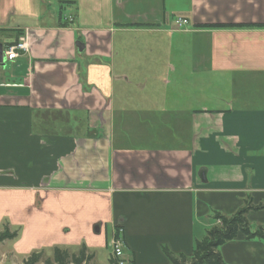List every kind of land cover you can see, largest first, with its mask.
Segmentation results:
<instances>
[{"label":"crops","instance_id":"crops-1","mask_svg":"<svg viewBox=\"0 0 264 264\" xmlns=\"http://www.w3.org/2000/svg\"><path fill=\"white\" fill-rule=\"evenodd\" d=\"M68 1L0 0L3 50L27 47L0 66V231L95 256L118 228L127 261L168 264L214 211L264 203V0ZM219 251L264 264L259 239Z\"/></svg>","mask_w":264,"mask_h":264},{"label":"trees","instance_id":"trees-1","mask_svg":"<svg viewBox=\"0 0 264 264\" xmlns=\"http://www.w3.org/2000/svg\"><path fill=\"white\" fill-rule=\"evenodd\" d=\"M84 73H80V80L83 84ZM85 89V87H84ZM264 209V204H253L250 196H246L243 204L230 215H224L217 211L212 213L213 225L208 228L201 239L195 240L192 251L189 255H174L165 250L168 264H227L219 251L224 243L234 240L238 237L244 239H259L264 242V225H253L247 219V213L250 210ZM118 232V228L116 229ZM118 233H116V236ZM17 236V231H10L7 226L0 231V242L11 240ZM43 251H33L29 254L24 264H36ZM88 251L85 245H81L78 252L70 253L67 249L54 247L52 249V262L55 264H88L91 256L87 255ZM92 254V253H91ZM47 259L46 264H52ZM109 264H117V260L112 257L108 259ZM133 264L132 262H128Z\"/></svg>","mask_w":264,"mask_h":264},{"label":"rangeland","instance_id":"rangeland-1","mask_svg":"<svg viewBox=\"0 0 264 264\" xmlns=\"http://www.w3.org/2000/svg\"><path fill=\"white\" fill-rule=\"evenodd\" d=\"M45 1H48L49 6L53 8L54 10H56V12L60 11L62 14V17L64 18L67 17L69 13L68 7L70 6V3L68 0H45ZM161 105L163 104L161 103ZM261 204H264V203H261ZM259 210H262V209H259ZM11 229L15 230L14 228H11ZM16 229L18 230L17 231L18 238L15 241H13V243L8 241L7 246L5 248L4 246H0V264H24V261L28 258L29 254L35 251V249L31 250V248L36 244L40 246V223L39 222H36L31 229L23 230L21 227H16ZM79 229L80 228H78V230ZM109 230L110 229L108 228V232ZM71 236H75L76 240L78 239V235H71ZM107 237L105 236L103 237V234H102V237L100 238V240H98L101 242L99 243L96 240L98 242V245H95V247L93 248V251L95 252V256L94 254H91L90 252L87 253V255L91 256V258L88 261V264H109L108 259H109V256H111L110 255L111 237L110 236L108 238ZM79 241L81 242L80 246L81 244H84L88 248L90 244L89 238H85L83 237V235H80ZM80 246H77V243H76L73 245H69L67 248L70 253H73V252L77 253L78 248ZM8 247H16V248H19L21 251L19 250L16 251L14 255L10 253L8 249H6ZM60 247L63 248V246H60ZM29 249L31 251H29ZM43 249L44 251L43 253H41L40 259L36 264H46L45 262L47 259H49L52 262L51 260L52 259V256H51L52 248L45 247ZM25 251H29V252H25ZM52 264H55V263L52 262ZM68 264H73V263L69 262Z\"/></svg>","mask_w":264,"mask_h":264},{"label":"built area","instance_id":"built-area-1","mask_svg":"<svg viewBox=\"0 0 264 264\" xmlns=\"http://www.w3.org/2000/svg\"><path fill=\"white\" fill-rule=\"evenodd\" d=\"M187 23V19L182 17L176 18V24L178 27H182ZM26 43L23 39L16 41L14 43L9 44L4 50V58L6 60H13L18 56V50L26 49ZM116 233L118 235L116 236ZM114 233L113 237L111 238L110 243V251L113 258L117 260V264H129L124 257H123V238L121 230L119 229L118 232Z\"/></svg>","mask_w":264,"mask_h":264},{"label":"water","instance_id":"water-1","mask_svg":"<svg viewBox=\"0 0 264 264\" xmlns=\"http://www.w3.org/2000/svg\"><path fill=\"white\" fill-rule=\"evenodd\" d=\"M75 46L78 50V52H82L84 50V43L80 40L75 41ZM5 58L3 54V45L0 43V66H3L5 63Z\"/></svg>","mask_w":264,"mask_h":264}]
</instances>
